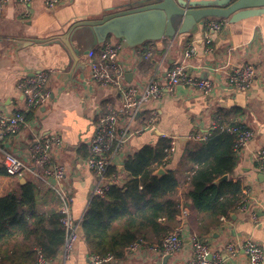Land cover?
<instances>
[{
	"label": "crops",
	"instance_id": "1",
	"mask_svg": "<svg viewBox=\"0 0 264 264\" xmlns=\"http://www.w3.org/2000/svg\"><path fill=\"white\" fill-rule=\"evenodd\" d=\"M124 4L123 0H60L54 10H49L44 0H30L26 6L19 4L18 0H7L0 7V114L10 115L23 108L17 85L40 71L48 73L49 92L48 101L33 112V118L25 122L17 135L8 136L1 145L0 168L3 167L4 152L29 165L30 145L46 136H58L60 144L54 150V159L65 168L60 185L67 192L73 219L83 216L94 181L86 160L91 155L89 146L96 121L107 110L117 109L120 95L115 89L98 87L90 80L86 54L100 45L87 43L85 46L63 37L77 23L121 11ZM206 37L211 40V53H206L209 47L204 40ZM108 40L123 44L118 61L125 72L128 87H142L148 80L162 79L166 70L182 61L189 45L196 46L197 56L184 62L188 72L208 79L214 85V92L209 96L177 86L171 93L163 92L158 100L145 106L136 121L137 126L145 125V118L151 111H156L157 120L154 127L127 141L112 159L119 185L125 181L124 161L144 146L156 145L159 139H175L176 150L170 162L165 169L160 168L164 172L174 169L185 145L195 141L194 137L210 136L216 128L214 122L220 118V111H239L235 121L253 132V138L237 154L232 175H227L228 180H238L242 188L248 190L246 209L235 211L229 219L221 220L219 226L198 238L219 252L224 264H250L241 250L237 256L230 257L225 252V245L252 242L264 251V175L258 172L256 161V155L264 149V15L236 24L226 21L215 32L208 31L204 23L191 34L148 42L137 48H129L113 38ZM71 49L77 50L73 57L70 56ZM244 63L254 65L257 74L251 89L243 93L228 84L227 76L231 68ZM178 139L186 140L179 143ZM26 183L33 184L37 191V210H58L59 201L54 193L30 177L17 180L7 174L0 175V197L11 192L19 194L21 186ZM187 214L188 209H183L177 218L178 227L185 230L178 253L161 257L155 250L157 247L138 244L119 264H187L191 254L188 236L192 234ZM252 215L260 224L254 223ZM88 256L86 244L80 236L66 264H87ZM52 264H62L59 254Z\"/></svg>",
	"mask_w": 264,
	"mask_h": 264
},
{
	"label": "trees",
	"instance_id": "2",
	"mask_svg": "<svg viewBox=\"0 0 264 264\" xmlns=\"http://www.w3.org/2000/svg\"><path fill=\"white\" fill-rule=\"evenodd\" d=\"M239 115L236 110L220 111V128L185 145L174 169H166L164 175L156 172L171 160L170 140L159 139L128 157L123 163L124 183L111 184L103 197L86 205L79 234L89 255L110 257L108 264H119L138 242L159 248L178 227L183 209H188L190 232L200 239L229 219L244 198L242 184L233 179L214 182L231 176L236 167V135L226 128L242 127L235 121ZM32 118L33 112L24 113L25 122ZM5 174L0 168V175ZM108 175H117V170L111 167ZM36 193L33 184L26 183L19 194L0 197V264H38L40 259L57 258L65 236L61 216L54 209L37 210Z\"/></svg>",
	"mask_w": 264,
	"mask_h": 264
},
{
	"label": "built area",
	"instance_id": "3",
	"mask_svg": "<svg viewBox=\"0 0 264 264\" xmlns=\"http://www.w3.org/2000/svg\"><path fill=\"white\" fill-rule=\"evenodd\" d=\"M7 0H0V7ZM30 0H18L22 6L28 5ZM60 0H44L49 10H54ZM27 16V14H26ZM206 29L211 32L220 30L226 24L225 20L206 22ZM205 43L209 45L206 53H211V40L206 37ZM123 50V44L105 41L98 49L87 52V66L89 77L93 84L101 88H113L120 95V104L114 109H109L99 117L95 125V134L89 146L90 156L86 160L87 168L93 173L94 181L90 190L88 202L94 197H103L111 184H118L116 175L109 176L108 172L112 167V159L118 155L124 145L132 137L155 126L157 120L156 111H151L145 118V125L138 127L136 121L142 116L145 106L151 101L158 100L163 92L171 93L177 86H184L190 90L197 91L202 95L209 96L214 92V85L208 79H202L191 75L184 63L190 58L197 56V48L189 45L184 53L182 61L166 70L162 79L148 80L142 87H128L125 84V72L118 61ZM256 68L254 65L244 63L230 69L227 76L228 84L239 92H247L251 89L256 79ZM48 73L40 71L32 78L24 79L18 83L17 89L23 99V108L14 110L10 115L0 114V150L5 139L11 135H17L25 124L24 113L34 112L42 107L49 99L47 90ZM264 87V79L262 81ZM123 120V123H122ZM217 119L215 127H219ZM227 132L236 135L235 152L238 154L253 138L250 129L242 127H227ZM195 141L205 138L194 137ZM170 140L168 154H174L176 150L175 139ZM60 144L56 135L46 136L35 140L28 149L29 165L11 153L4 152L2 166L7 175L17 180L32 178L38 184L50 189L59 201L58 213L61 216L60 223L64 229L65 236L59 252L60 261L66 264L71 256L75 243L80 239L79 225L82 217L73 219L70 212L69 198L66 190L60 185L65 177V168L60 162L54 159V150ZM258 172L264 175V149L256 155ZM248 190L243 189L244 198L238 210H245L247 206ZM256 225L260 224L259 219L252 215ZM183 227L176 228L166 236L156 252L161 257L172 256L182 248ZM191 246V254L187 264H224L219 252L213 251L206 243L201 242L195 234L188 236ZM137 248L133 245L128 252ZM240 250L244 252L250 264H262L264 262L263 249L252 242L241 245L228 243L225 245V252L230 257H235ZM110 257L100 258L95 255L88 256L87 264H108ZM42 259L38 264H52Z\"/></svg>",
	"mask_w": 264,
	"mask_h": 264
},
{
	"label": "water",
	"instance_id": "4",
	"mask_svg": "<svg viewBox=\"0 0 264 264\" xmlns=\"http://www.w3.org/2000/svg\"><path fill=\"white\" fill-rule=\"evenodd\" d=\"M121 11L74 25L63 39L94 46L113 38L129 48L191 34L209 20L236 24L264 15V0H123ZM70 56L77 50H69ZM90 51V50H88ZM87 51V52H88ZM186 139H178L179 143ZM159 169L156 175H164ZM228 180L223 176L215 185ZM137 244H140L138 242Z\"/></svg>",
	"mask_w": 264,
	"mask_h": 264
},
{
	"label": "rangeland",
	"instance_id": "5",
	"mask_svg": "<svg viewBox=\"0 0 264 264\" xmlns=\"http://www.w3.org/2000/svg\"><path fill=\"white\" fill-rule=\"evenodd\" d=\"M88 44H86L85 46H87Z\"/></svg>",
	"mask_w": 264,
	"mask_h": 264
}]
</instances>
